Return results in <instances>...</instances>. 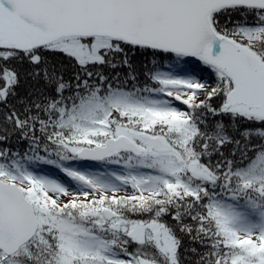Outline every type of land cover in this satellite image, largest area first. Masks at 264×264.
I'll return each instance as SVG.
<instances>
[{"label": "snow or ice", "instance_id": "obj_1", "mask_svg": "<svg viewBox=\"0 0 264 264\" xmlns=\"http://www.w3.org/2000/svg\"><path fill=\"white\" fill-rule=\"evenodd\" d=\"M0 264H264V0H0Z\"/></svg>", "mask_w": 264, "mask_h": 264}, {"label": "trees", "instance_id": "obj_2", "mask_svg": "<svg viewBox=\"0 0 264 264\" xmlns=\"http://www.w3.org/2000/svg\"><path fill=\"white\" fill-rule=\"evenodd\" d=\"M131 63H132V69L138 74L139 80L141 83L144 81V73L148 71L149 69L152 68V60L153 57L150 54H142L137 52L136 54H129ZM55 60V58H51ZM190 62L188 64L181 63L178 67H175V71L179 72L181 68H188L191 70H194L196 73L197 77H201L203 82H208L211 85L215 84V76L211 72V70L207 69L204 65L200 64L198 61H195L194 58H189ZM159 63H162L164 67L161 70L167 71L169 68L167 67L169 64H171V61L165 59V58H157ZM108 71V70H106ZM116 71H119L121 74V77H123L128 71V68H122V69H117ZM74 70L71 67L65 66L64 68V74H65V79H69L73 75ZM33 87L32 82H24L22 81L20 87L18 88V94L19 96H24L27 91H30L31 88ZM42 87V86H41ZM13 103L15 101H12ZM215 103V101H214ZM9 147L13 149V151H19V152H28L29 146L28 143L25 141H17L15 137L12 138V140L9 142ZM43 154V152H41ZM73 167H77L80 169H95L98 171H105L107 170H112V169H117L118 167L115 165L111 166H105L101 164L100 162L96 161H86V160H81V161H73L72 162ZM35 170L38 172V174L41 175H47L50 177H55V178H61L65 182L70 183L69 179L64 176L63 173H61L58 169H56L52 165H44V164H38L34 166ZM119 170V169H118ZM184 246L185 247H190L192 245L189 244L188 239L185 237L184 238ZM198 247V246H197ZM183 251V250H182Z\"/></svg>", "mask_w": 264, "mask_h": 264}, {"label": "rangeland", "instance_id": "obj_3", "mask_svg": "<svg viewBox=\"0 0 264 264\" xmlns=\"http://www.w3.org/2000/svg\"><path fill=\"white\" fill-rule=\"evenodd\" d=\"M197 78H199V79H201V82H203V80H202V78L201 77H197ZM115 169V168H114ZM119 168H117V169H115V170H118ZM81 170H88V171H98V170H95V169H81ZM52 178H55V177H52ZM56 179H59V180H61L62 182H65L64 180H62L61 178H56ZM66 184L68 183V182H65ZM121 194H123V193H121Z\"/></svg>", "mask_w": 264, "mask_h": 264}]
</instances>
